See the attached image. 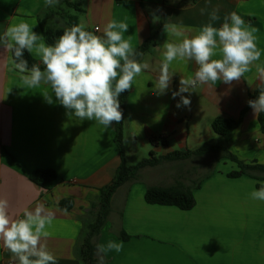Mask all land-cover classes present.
I'll return each instance as SVG.
<instances>
[{"label": "crops", "instance_id": "0c3cea01", "mask_svg": "<svg viewBox=\"0 0 264 264\" xmlns=\"http://www.w3.org/2000/svg\"><path fill=\"white\" fill-rule=\"evenodd\" d=\"M69 4L83 11L79 23L89 31L99 29L98 35L112 19L128 23L125 38L131 35L135 48L154 35L164 21L195 30L208 22V13L219 8L221 21L214 22L219 27L223 17L235 11L258 29V47L264 51V0H60L53 8L46 7L45 0H0V34L14 18L26 20L39 33L44 27H54L53 23L64 25L61 13ZM201 8L207 9L203 15ZM153 13L160 19L154 21ZM166 38L162 28L155 45L139 58L147 60L152 71L138 77L129 91L124 138L134 147L142 146L150 158L219 142L245 164L264 165V131L252 109L231 135L221 138L212 129L216 118H240L249 93L258 87L255 70L245 75L252 80L250 86L243 79L232 85H201L189 97L190 108H177L179 97L173 99L171 92L178 89L180 76L192 75L196 65L174 62L170 71L176 74L170 90L155 95L152 84ZM9 66L7 54L0 52V198L9 201V211L15 217L38 203L52 209L55 218L43 243L57 264H81L83 224L79 217L99 202V190L113 181L121 164L114 127L104 129L94 121L70 117L58 103L45 102L40 95L43 88H22ZM211 160L217 162L215 157ZM187 161L198 162L199 157L177 162ZM160 165L141 170L152 173ZM209 169L213 171L193 184V189L189 173L172 184L160 177L146 180L138 176L122 185L113 196L98 243L122 241L123 249L110 251L106 264H264V201L250 196L264 180L246 175L229 178L237 167L216 165ZM38 170H51L56 179L39 186L30 180ZM178 181L193 193L195 206L191 210L145 202L148 187H170ZM64 199L74 202L67 214L58 207ZM10 259L0 244V264H9Z\"/></svg>", "mask_w": 264, "mask_h": 264}, {"label": "clouds", "instance_id": "9594fccd", "mask_svg": "<svg viewBox=\"0 0 264 264\" xmlns=\"http://www.w3.org/2000/svg\"><path fill=\"white\" fill-rule=\"evenodd\" d=\"M59 2L45 0V6L53 8ZM206 11L200 9L202 15ZM218 13L219 8L213 9L208 13V22L195 30L176 23L163 24L167 38L152 90L157 96L166 94L176 74L170 71L172 64L194 62V73L181 75L178 89L171 92L173 99L179 97L177 108H190L189 97L199 86L218 82L232 85L242 79L250 86L252 80L245 79V75L254 69L258 96L247 104L255 115L264 113V51L258 47V29L235 11L226 14L216 27L214 22L221 21ZM159 19L153 13V20ZM128 28V23L112 19L98 35L99 29L89 31L84 23H78L64 27L62 34L48 43L34 25L14 18L0 34V52L7 54L8 70L18 75L22 88H43L40 95L46 103H58L70 117L94 121L108 129L123 120L121 94L130 91L138 77L152 71L147 60L138 59L144 53L133 46L132 36L125 38ZM25 52L38 58L39 63L29 67ZM250 196L264 201V182ZM9 207V201L0 198V244L10 253L9 264H57V258L43 243L50 236L48 228L55 218L52 209L38 203L15 217ZM67 211L63 209L65 214ZM122 249V241L97 243V264H106L110 251L119 253Z\"/></svg>", "mask_w": 264, "mask_h": 264}, {"label": "trees", "instance_id": "16d2710c", "mask_svg": "<svg viewBox=\"0 0 264 264\" xmlns=\"http://www.w3.org/2000/svg\"><path fill=\"white\" fill-rule=\"evenodd\" d=\"M68 8H73L76 11H80L77 5L69 4ZM61 17L64 21V26L68 27L73 24H78L79 20L77 16L69 15L67 11L61 13ZM162 22L158 31L147 38L140 46L136 48L137 51L147 52L155 45V37L160 34L163 24ZM63 28L44 27L43 34L47 38L48 43H53L55 39L62 34ZM140 57H138L139 59ZM25 59L29 62V67L33 63H39L35 58L29 56L25 52ZM43 68V65H41ZM129 91H125L119 97L120 107L123 112V120L118 124H113L115 131V141L118 146L121 164L116 171L113 181L106 187L99 190V202L92 204L91 207L83 212V215L79 217L83 224L82 233L80 235L82 243L79 248V257L81 264H97L95 256L96 244L98 243L100 234L108 222V218L111 213L112 199L116 191L124 184L132 182L138 178L139 171L146 167H156L164 162H177L184 161L191 157H201L205 155H218L221 159L229 160L237 166V170L228 174L229 178H238L241 176H250L257 180H264V165L257 163L245 164L235 155L230 153L222 143H206L193 151H187L185 153L175 152L162 157H152L145 159L135 166H129L125 159L124 150V132L126 128V106ZM258 96V87L248 95L249 99H255ZM251 108L248 106L242 111L238 120L219 117L212 123V129L215 134L221 138L227 137L236 130L243 120L245 114ZM258 122L264 131V113L258 114ZM153 156V153L151 154ZM219 162V161H218ZM56 174L51 170H38L30 175V180L43 186L46 183L54 181ZM260 185H258V188ZM144 200L149 205L168 206L175 207L182 211H189L195 206V199L192 191L181 182H176L175 185L170 187H148L144 196ZM59 209H67L69 212L74 207V202L71 199L62 200L59 205ZM123 240L127 237L122 235Z\"/></svg>", "mask_w": 264, "mask_h": 264}, {"label": "rangeland", "instance_id": "374dc122", "mask_svg": "<svg viewBox=\"0 0 264 264\" xmlns=\"http://www.w3.org/2000/svg\"><path fill=\"white\" fill-rule=\"evenodd\" d=\"M65 11H67L69 15L77 16L78 20L82 15L81 13H83V11H76L73 8H67ZM53 26L54 28L65 27L63 24H57V23H53ZM123 144H124V150H125V159L128 165L135 166L139 164L140 162H142L143 160L150 158V154L146 150H144L142 146L137 145L134 147L127 138H124ZM212 156L215 157V160H217V162L216 161L210 162L212 161L211 160L213 158ZM198 162L201 163L202 166H200ZM198 162L197 161H187V162H177V163H165L164 162L160 165V167L154 169L152 173H150L149 171L143 172L142 170H140L138 175L139 177H142L143 179H146V180L150 178L157 179V177H160V180L162 182L167 183V184H172L175 179L179 178L180 175L188 177L187 173H189L188 178L192 179L190 188L193 189L192 188L193 184H196L197 182H199L206 173L213 171L212 169H209L210 167L215 168L216 165L217 166L219 165L223 169H227V168L230 169L232 167L235 169L237 167L235 164H233L229 160L222 159V158L220 159L218 155L201 156L199 157ZM201 167H204V169H201ZM194 168H196V171L193 172ZM198 168L200 169L198 170ZM150 184L152 186H157V184L155 183H150Z\"/></svg>", "mask_w": 264, "mask_h": 264}]
</instances>
